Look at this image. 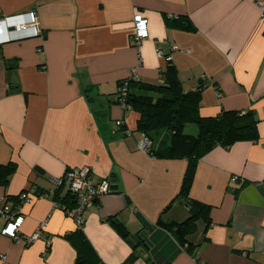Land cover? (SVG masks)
<instances>
[{
	"label": "crops",
	"instance_id": "obj_1",
	"mask_svg": "<svg viewBox=\"0 0 264 264\" xmlns=\"http://www.w3.org/2000/svg\"><path fill=\"white\" fill-rule=\"evenodd\" d=\"M259 1L0 0V16L35 10L43 32L42 39L0 44V164H14L0 184V207L24 214L20 241L0 232V264H264ZM135 14L147 20L139 48ZM178 16L191 28L168 23ZM168 66L184 91L201 87V116L253 110L257 119L255 140L204 151L186 194L179 192L188 160L139 150V115L115 102L131 68L141 82L158 85ZM162 135L169 147L170 136ZM151 150L160 151L155 141ZM81 166L94 182L108 178L112 191L86 208L80 232L50 196L30 204L10 198L53 192L51 178ZM194 214L181 236L177 225ZM45 218L42 238L27 244Z\"/></svg>",
	"mask_w": 264,
	"mask_h": 264
},
{
	"label": "trees",
	"instance_id": "obj_2",
	"mask_svg": "<svg viewBox=\"0 0 264 264\" xmlns=\"http://www.w3.org/2000/svg\"><path fill=\"white\" fill-rule=\"evenodd\" d=\"M167 20L171 25L183 29L191 28L184 17H168ZM123 86L126 90L125 94L121 95ZM200 94L201 87L196 90H183L173 66L167 67L161 84H145L129 76L119 82L116 92V103L121 105L123 100L127 108L138 113L136 129L150 138L152 143L148 148L149 153L159 156L185 157L188 160L179 194H186L192 180L195 163L204 151L215 145L228 146L238 140H255L257 137V119L253 110H221L215 116L204 117L199 114ZM188 123L196 126L195 135L184 133V126ZM121 128H124L123 124ZM157 130L166 131L171 142L169 147L159 143V153L151 150L154 140L150 132ZM13 165L12 163L0 164L1 185L7 183L8 176L14 169ZM25 191H22L20 195ZM34 193L45 192L36 189ZM19 196L10 198L18 200ZM51 197L57 202L71 205L74 201L69 192L62 194V187L54 188ZM202 209L207 212L209 206L200 204L199 210ZM195 214L187 221L178 224L176 232L181 236L187 234L186 225L195 217ZM116 227L125 232L120 224L116 223ZM76 231L80 232L82 228H77ZM187 249L190 251V246H187ZM76 264H83L80 258L76 260Z\"/></svg>",
	"mask_w": 264,
	"mask_h": 264
},
{
	"label": "built area",
	"instance_id": "obj_3",
	"mask_svg": "<svg viewBox=\"0 0 264 264\" xmlns=\"http://www.w3.org/2000/svg\"><path fill=\"white\" fill-rule=\"evenodd\" d=\"M258 8L264 16V0L257 2ZM148 37L147 20L140 14L133 16V34L132 39L134 46L139 48L140 43ZM28 38H43V32L36 14V11L31 9L26 12H21L14 15L0 16V44L8 43ZM38 51L41 47L37 48ZM158 57H163L162 51L157 52ZM170 60V56L164 57ZM130 77L138 79L136 69L131 68ZM125 86L121 89V95L125 94ZM122 100V99H121ZM121 106L127 108L126 104L121 101ZM122 121H116L118 127L122 126ZM151 140L146 134H142L140 140L137 142V147L141 151H147L151 146ZM232 180H235L233 178ZM51 183L54 188H65L73 197V204L60 203L54 201V206L60 208L67 216L72 218L77 228H82L84 224V212L86 208L91 206L96 201H99L105 194L112 191L111 184L108 178H102L98 182H94L91 178V170L87 166L75 167L69 169L62 177L51 178ZM53 192L36 194L33 190H26L19 196L22 204H30L34 197L52 196ZM0 217L4 224L0 227V232L13 241H20V228L24 221V214L19 207L14 212H7L0 207ZM47 224V218L42 220L36 232L26 236L25 242L27 244L42 238V231ZM45 240L48 247L49 241ZM5 264V263H2Z\"/></svg>",
	"mask_w": 264,
	"mask_h": 264
},
{
	"label": "rangeland",
	"instance_id": "obj_4",
	"mask_svg": "<svg viewBox=\"0 0 264 264\" xmlns=\"http://www.w3.org/2000/svg\"><path fill=\"white\" fill-rule=\"evenodd\" d=\"M196 126L193 123H188L185 126V130L184 133L187 134H193L196 133ZM162 134H166V138L169 137L168 133L166 131L163 130H157V131H152L150 132V135L153 137V140L155 141L156 146L159 145L160 143V137L163 136Z\"/></svg>",
	"mask_w": 264,
	"mask_h": 264
}]
</instances>
